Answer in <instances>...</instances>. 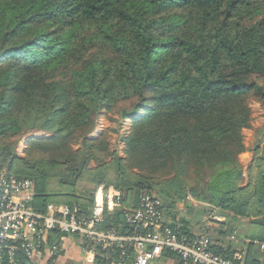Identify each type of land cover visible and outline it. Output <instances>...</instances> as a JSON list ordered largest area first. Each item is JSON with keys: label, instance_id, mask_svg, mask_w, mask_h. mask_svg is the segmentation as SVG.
Segmentation results:
<instances>
[{"label": "trees", "instance_id": "1", "mask_svg": "<svg viewBox=\"0 0 264 264\" xmlns=\"http://www.w3.org/2000/svg\"><path fill=\"white\" fill-rule=\"evenodd\" d=\"M255 1L0 0V169L33 181L38 210H83L101 184L126 208L143 192L171 208L190 196L247 218L255 230L242 264H264V141L246 176L238 159L250 100L264 104ZM103 111L117 125L132 120L121 154L117 129L90 136ZM36 130L50 135L30 136L18 155ZM102 227L127 229L122 211Z\"/></svg>", "mask_w": 264, "mask_h": 264}, {"label": "built area", "instance_id": "2", "mask_svg": "<svg viewBox=\"0 0 264 264\" xmlns=\"http://www.w3.org/2000/svg\"><path fill=\"white\" fill-rule=\"evenodd\" d=\"M34 183L8 171H0V264L8 256V264H53L59 247L47 239L56 233L71 235L80 242L83 253L100 255L111 264H153L171 252L186 264H242L243 256L227 257L215 252L211 245L209 220L202 230L191 233L180 222L173 227L163 223L162 200L143 192L136 207L126 208L121 193L112 185H99L93 202L83 210L63 203H47L43 210L33 205ZM116 209L122 211L127 229L103 228L105 215ZM232 231L231 240L235 237ZM46 247V250H45ZM259 248L264 249L260 243Z\"/></svg>", "mask_w": 264, "mask_h": 264}, {"label": "crops", "instance_id": "3", "mask_svg": "<svg viewBox=\"0 0 264 264\" xmlns=\"http://www.w3.org/2000/svg\"><path fill=\"white\" fill-rule=\"evenodd\" d=\"M194 206L201 210V217L193 219L190 210ZM206 220H209L208 228L212 236V245L220 247L224 251H230L232 255L239 253L243 257L245 256L247 244L250 242L248 235L251 227L247 218L232 216L214 205L196 201L190 196H187L185 201L175 202L172 208L169 207L166 217L163 218L167 226L174 222H182L185 229L191 233H197L202 230ZM237 221L245 223L247 233L238 237L235 234L234 239L231 240L230 235L232 231H235L234 228ZM48 238L47 245L55 243L59 247V254L53 260V264H111L110 260L100 255L92 257L83 253L79 240L74 236L54 234ZM45 253L41 264L50 260V256H48L47 252ZM153 264H186V262L177 255L164 251L162 257Z\"/></svg>", "mask_w": 264, "mask_h": 264}, {"label": "rangeland", "instance_id": "4", "mask_svg": "<svg viewBox=\"0 0 264 264\" xmlns=\"http://www.w3.org/2000/svg\"><path fill=\"white\" fill-rule=\"evenodd\" d=\"M261 4V10L264 13V0H256L254 4ZM250 107H251V117H250V125L249 127L243 129L244 135V144L246 146V151L239 154L238 159L244 169V175L246 176V166L250 162L252 158V149L254 145L258 141H264V104H261L255 100H250ZM113 119V120H110ZM116 114L115 113H106L100 112L96 119V125L93 131L91 132L90 136H98L103 130L105 129H117V133L113 131H109L110 139L114 146L118 149L119 154H121L122 149V141H120V136L126 133V130L132 125L131 119H122L117 125L116 121ZM50 135L47 131H31L23 135L16 146V152L18 155H22L24 148L26 146L27 139L30 136H48ZM0 171H6L5 169H0ZM192 201V200H190ZM182 202V201H178ZM192 217L199 218L201 217V210L194 206L191 210ZM250 229V231H249ZM248 229L249 232L254 231L255 227L251 226ZM235 233L236 236H244L247 233V228L245 227V223L243 222H236L235 225Z\"/></svg>", "mask_w": 264, "mask_h": 264}, {"label": "water", "instance_id": "5", "mask_svg": "<svg viewBox=\"0 0 264 264\" xmlns=\"http://www.w3.org/2000/svg\"><path fill=\"white\" fill-rule=\"evenodd\" d=\"M162 207H163V218L166 217L168 210H169V201H163L162 202Z\"/></svg>", "mask_w": 264, "mask_h": 264}]
</instances>
